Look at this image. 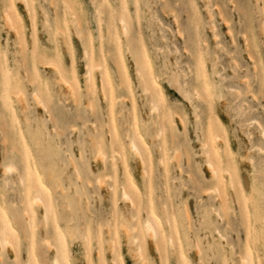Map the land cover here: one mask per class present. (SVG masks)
Returning <instances> with one entry per match:
<instances>
[{
	"label": "rangeland",
	"instance_id": "rangeland-1",
	"mask_svg": "<svg viewBox=\"0 0 264 264\" xmlns=\"http://www.w3.org/2000/svg\"><path fill=\"white\" fill-rule=\"evenodd\" d=\"M26 1L0 0V264H264V0Z\"/></svg>",
	"mask_w": 264,
	"mask_h": 264
},
{
	"label": "bare ground",
	"instance_id": "bare-ground-1",
	"mask_svg": "<svg viewBox=\"0 0 264 264\" xmlns=\"http://www.w3.org/2000/svg\"><path fill=\"white\" fill-rule=\"evenodd\" d=\"M23 2L25 3V6H27V1L26 0H23ZM27 8V7H26ZM211 18V17H210ZM2 21H3V23H4V27L7 29V30H10V29H14L13 28V25H12V21H11V18H10V15H9V13L8 12H4V14L2 15ZM176 22V21H175ZM176 24V23H175ZM262 30V32H263V30L264 29H261ZM119 31H120V34H126L127 33V28H126V26L124 25V21L123 20H120V28H119ZM178 32V31H177ZM16 34H17V32H16ZM178 35H179V33H178ZM180 36V35H179ZM181 37V36H180ZM182 38V37H181ZM128 51V50H127ZM84 58L86 59V60H88V53H87V51H84ZM131 58H132V67H133V76H134V78H136L139 82L141 81V79H142V77H143V71L141 70V67H140V62H139V59H138V57L136 56V54H133V53H131ZM56 65V64H55ZM122 65H123V72H124V74L125 75H131V72L129 71V65H128V63H126L125 62V59H124V61H122ZM149 65V64H148ZM48 67V66H47ZM50 67H52L51 65H50ZM56 68V67H55ZM59 68V67H58ZM87 67H85V69H86ZM97 68H100V67H96V69ZM214 68V67H213ZM57 70V68L55 69V71ZM99 70V69H98ZM57 72V74H58V80H60L61 82H63L64 83V79H62L61 77H62V75H61V73L57 70L56 71ZM86 73L87 74H85V77L86 78H88L89 79V77L90 78H92V74H90L89 75V73H90V71L88 72L87 70H86ZM5 74V73H4ZM106 74H108L107 73V71H106ZM6 75V74H5ZM89 75V76H88ZM101 76V75H100ZM203 80L201 81V86H202V88H203V90H204V92L207 94V95H212L213 94V81L212 80H210L209 79V77H208V75H207V72H205V71H203ZM88 82H89V80H88ZM246 82V81H245ZM100 83H101V80H100ZM64 84H66V82L64 83ZM68 87H69V84H68ZM129 89H130V84H129ZM157 87V89H159V92L161 93V95H162V92L160 91V88H159V85H157L156 86ZM71 88V87H70ZM69 88V89H70ZM93 88H94V85H93ZM68 89V90H69ZM89 89V88H88ZM99 89L101 90V91H103V86H102V84H100L99 85ZM142 92H146L147 91V89L146 88H144V87H142ZM3 91H5L6 92V90H4L3 89ZM72 91V90H71ZM73 92V91H72ZM71 92V93H72ZM195 92V91H194ZM102 93V92H101ZM23 95V93L22 92H18L17 93V95H15V97H16V103H21L22 104V106L24 107V102H23V99H22V96ZM73 95V94H72ZM13 96V95H12ZM198 96V95H197ZM105 97V96H104ZM33 101H34V103L35 104H40V106H41V102L39 101V99H38V97L36 96V95H34L33 96ZM90 106V105H89ZM45 109V108H44ZM90 110H92V108H90ZM155 110V109H154ZM152 112V111H151ZM181 123V122H180ZM182 124V123H181ZM131 131V130H130ZM132 132V131H131ZM160 133V132H159ZM264 133V132H263ZM161 134V133H160ZM127 136V135H126ZM263 137H264V134L262 135ZM214 137V139L213 140H216V138H219V136L218 135H215V136H213ZM127 142H126V150H128V152L132 155V156H134V157H137V158H141V153H140V150H139V148H138V145L136 144V142H135V139H134V136H133V134L131 133V135H128L127 136ZM90 142H91V145H93V141L92 140H90ZM205 147H206V145H205ZM100 149H97V151H96V153H95V157H94V159L97 161L99 158L102 160L103 158H104V156H102V154H104L103 153V151H102V148L101 147H99ZM225 148H226V150L227 151H229V149H228V146H226L225 145ZM100 150H101V152H100ZM213 152H214V154L216 155V157L217 158H220V156L217 154V152H216V149H215V145H214V148H213ZM205 154L207 155V152H205ZM117 155V154H116ZM176 158H177V154L176 153H174V156H173V159L174 160H176ZM103 161V160H102ZM141 162H142V160H141ZM208 161H206V163H207ZM211 164V163H207V168H208V170L210 171V173L212 174V176H216L217 174H223V173H226L225 172V170H224V168L221 166V165H216V173H215V170H212V167H210L209 165ZM32 167V170H33V174L31 175V174H28V176H27V191H28V193H29V195H28V197H27V204L29 205V207H30V209L32 208V207H38V206H43V207H45L44 208V212L46 213L47 212V209H46V206L44 205L45 204V200L44 199H42L41 197H39L38 195H33L32 193L34 192V189H32L31 187H30V176H32L33 178H34V183L37 185V187H38V189L39 190H41V191H46L47 192V190H48V188H47V186L45 185V177H44V175H43V173L41 172V171H37V166H36V164H34L33 166H31ZM30 168V167H29ZM218 172V173H217ZM51 177L54 175V174H49ZM226 175H228V173L226 174ZM230 177V176H229ZM20 180V179H19ZM100 183V182H99ZM229 183V182H228ZM231 183V182H230ZM21 184V183H20ZM101 184V183H100ZM102 185V184H101ZM231 185V184H230ZM232 186V185H231ZM230 186V187H231ZM123 190V189H122ZM135 191H137V190H135ZM137 192H139V191H137ZM218 194V193H217ZM121 199H122V201H124L125 202V204L126 205H132V202H133V199H132V197L130 196V194L129 193H127L126 191H122L121 192ZM130 205V206H131ZM43 207H42V209H43ZM164 208V207H163ZM165 210V209H164ZM163 210V211H164ZM25 212V211H24ZM165 215V222H167V224H169V222H170V220H169V217H168V213H164ZM44 215V214H43ZM45 216V215H44ZM44 216H43V218H44ZM31 217H32V215H31ZM32 219V218H31ZM152 216L150 215V218L149 219H147V220H145L144 222H142L141 224H142V233H143V235H144V237L146 238V239H148V242H154V244L156 245V247H157V245H158V243L156 244V240H157V238H156V235H157V228H155V226H154V222H152ZM154 220V219H153ZM3 223L5 224V228L4 229H0V235H2V236H0V239L1 238H3L2 240H3V243H4V245L5 246H10L11 245V242L10 241H8V243H10V244H8L7 243V240H6V236H5V230H8L9 232H11V233H14L15 235L17 234V236H18V233L16 232V230H15V228L13 227V225L9 222V221H3ZM156 224H157V226L158 227H161L162 228V226H161V224H159V222H156ZM170 225V224H169ZM29 228H30V226H28ZM130 229H132V228H130ZM162 230H163V228H162ZM129 229L126 227V226H124V229H123V233H124V235L127 237V238H129ZM163 233H164V231H163ZM32 234V233H31ZM164 234H166V233H164ZM31 236V235H30ZM167 236V235H166ZM85 238V237H84ZM169 238L170 237H167L166 238V241H167V247H169L170 246V241H169ZM136 239V238H135ZM30 241H31V247H32V236H31V238L29 239ZM170 240H171V238H170ZM84 241V240H83ZM144 241V240H143ZM146 241V240H145ZM2 243V242H1ZM0 243V244H1ZM48 245V244H47ZM59 246V245H58ZM57 246V247H58ZM0 247H2V244H1V246ZM49 247V246H48ZM155 247V248H156ZM138 248V247H137ZM11 249V248H10ZM13 249V248H12ZM138 251H140V248H138V250H137V252ZM248 253V252H247ZM158 254H159V252H158ZM117 255H118V252H117ZM248 255H250V254H248ZM55 257H56V259H55ZM114 257H116V259H117V263L118 264H124L123 263V261L121 260V259H119V256H115L114 255ZM55 259V260H54ZM68 259H69V252L64 248V245H63V243L61 244V246L56 250V256H54V258H53V262H52V264H68ZM140 259V258H139ZM249 260V262H247L248 264H250V261L252 262V260H250V259H246V261H248ZM242 262H244L243 264H247L246 263V261L242 258V260H241ZM112 263L113 264H117L116 263V260L114 261V259L112 260ZM251 264H253V263H251Z\"/></svg>",
	"mask_w": 264,
	"mask_h": 264
}]
</instances>
